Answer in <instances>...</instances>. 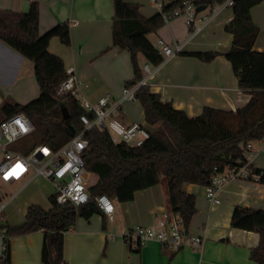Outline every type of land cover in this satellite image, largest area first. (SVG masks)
<instances>
[{
	"label": "crops",
	"instance_id": "0c3cea01",
	"mask_svg": "<svg viewBox=\"0 0 264 264\" xmlns=\"http://www.w3.org/2000/svg\"><path fill=\"white\" fill-rule=\"evenodd\" d=\"M32 1L39 4L40 35L58 25H69L70 45H65L56 36L50 41L49 51L58 55L66 68L75 67L87 99L96 102L107 93L118 97L126 86L125 82L132 79L135 73L129 51L113 46V0H0V9L26 12ZM126 1L139 4L137 0ZM172 1L163 0L165 4ZM149 2L151 7L147 10L143 4H139L140 12L146 18L160 13L154 3L151 0ZM214 5L197 12V25H203L204 18L208 22L196 34H193L186 18V26L180 30L176 24L178 16L148 34L149 40L159 51L160 39L172 47L183 44L180 53L169 57L160 51L163 60L158 64L149 63L138 53L143 78L151 75L148 84L151 91L159 93L164 101L172 102L175 108L184 110L191 117L199 115L205 106L236 110L250 100V93L239 87L231 62L223 54H218L209 62L184 54L194 51L224 53L230 48L233 35L225 27L234 17L233 9L230 6ZM256 8L257 5L251 9V15L254 23L259 26L255 20ZM199 36L206 38V42H196ZM254 48L264 51L262 45L255 44ZM145 65H148L150 72L145 71ZM35 82L33 62L0 39V93L3 95L0 96L3 99L0 103V122L8 117L2 110L5 103L23 104L39 95V86L35 88ZM63 109L66 110L65 107ZM117 115H120L119 120L123 123L122 130L134 126H141L146 131L154 130V126L145 121L144 110L138 100L125 101ZM144 137L145 134L140 139ZM252 145L248 163L264 173L262 144L256 140L252 141ZM32 149L19 152L28 153ZM2 158L3 153L0 161ZM33 179H24L8 186L16 188L15 193L18 194ZM186 191L196 197L197 211L188 230L204 237L200 249L185 247L176 251L158 241H151L135 249L125 242L124 232L136 226H151L163 212L173 211L167 177L160 176L154 184L133 190L131 198H125L123 194L113 198L112 217L103 212L89 218L79 217L76 224L64 234L65 261L68 264H256L250 255L260 242L259 233L233 227L231 218L237 206L264 210V180L229 181L219 190L218 203L208 198L205 185L190 183ZM40 204V200L31 201L25 215L30 206ZM25 215L20 222L7 224H20L25 220ZM43 239L42 230L11 235L9 264H43Z\"/></svg>",
	"mask_w": 264,
	"mask_h": 264
},
{
	"label": "trees",
	"instance_id": "16d2710c",
	"mask_svg": "<svg viewBox=\"0 0 264 264\" xmlns=\"http://www.w3.org/2000/svg\"><path fill=\"white\" fill-rule=\"evenodd\" d=\"M184 1L173 0L164 10L182 6ZM214 1L225 0H194L196 6L210 7ZM262 2L264 0H234V17L225 27L233 39L224 53L184 52L205 62L223 54L231 62L239 87L251 95L246 105L236 110L205 106L199 115L191 117L175 108L172 102L164 101L148 85L138 87L135 96L143 107L145 121L157 127L148 130V135L137 145L115 141L107 128L95 126L87 130L86 169L97 176L96 182L89 186L91 199L80 205L59 204L51 196L49 210L40 205L30 206L22 223L8 225L10 235L42 230V263L68 264L64 259V234L79 217L89 218L103 212L97 205L98 196L113 199L123 194L131 198L133 190L154 184L160 176L167 177L172 210L179 213L188 230L197 208L196 197L186 191V186L190 183L210 185L214 168L220 171L244 162L247 143L264 136V51L254 48L260 27L251 15V9ZM113 3V46L130 53L135 73L125 82L130 87L144 76L138 53L152 64L163 60L148 34L160 28L165 20L161 13L144 17L139 4L126 0H113ZM56 36L70 45L69 25H58L40 35L37 1H32L26 12L0 9V39L33 62L39 86V95L31 101L2 106L6 116L23 112L32 121L35 144L31 149L39 144L59 149L71 139L73 130L83 129L80 115L85 109L79 100L70 93L64 99L56 95L59 84L68 76L63 60L49 51L50 41ZM90 117L94 119V114L90 113ZM231 225L259 233L260 242L252 249L250 257L256 264H264V210L237 206Z\"/></svg>",
	"mask_w": 264,
	"mask_h": 264
},
{
	"label": "built area",
	"instance_id": "2783aa9c",
	"mask_svg": "<svg viewBox=\"0 0 264 264\" xmlns=\"http://www.w3.org/2000/svg\"><path fill=\"white\" fill-rule=\"evenodd\" d=\"M151 1L159 9L165 21L176 16H185L187 23L192 27L193 34L200 32L208 22L204 18L203 25H197V6L194 0H186L182 6L168 10H164L166 4L163 0ZM233 3L234 0H225L222 3L215 2L214 6L232 7ZM159 45L161 47L160 51L169 57L180 53L183 48V44H176L172 47L166 44L163 39L159 40ZM144 69L150 72L148 65H145ZM66 70L68 76L59 84L56 94L58 97L63 98L70 93L79 100L85 109L80 115L83 129L59 149H53L49 145L41 144L28 153H22L12 150L11 145L33 133L35 126L23 112L6 117L0 122V151H3V158L0 161V182L6 185H13L24 179L42 176L52 183L54 189L52 196L57 203L80 205L88 202L92 197L88 189L87 169L84 159V153L89 146V141L85 138L86 131L95 126L103 127L106 118L111 114H117L125 101H135L137 88L142 85H148L151 75L142 78L133 86H124L121 94L116 98L111 93H107L100 97L98 101L91 102L82 91L81 82L75 73V67L70 66ZM90 113L94 114V119L90 117ZM138 128L142 127L124 128L118 140L131 144L138 136ZM144 134L146 137L148 131ZM143 139H139L138 142L131 145H137ZM114 140L117 141L116 139ZM259 141L262 144L261 150L264 151V136ZM252 148V141H250L247 143L246 160L244 162L226 167L220 171L214 168L211 184L206 186L209 199L216 203L220 202L218 198L219 190L229 181L236 179L264 180V173L258 172L248 163L247 158L251 154ZM17 163L23 165V171L19 172L18 175H11L5 178L6 174ZM16 195L15 193L5 198L0 185V264H9L11 235L8 232V224L3 219L5 218L6 207ZM96 200L98 207L103 213L112 217L114 210L112 199L106 195H100ZM123 238L130 247L135 249H140L151 241H158L165 247L176 251L185 247L200 249L204 241L203 236L186 230L179 213L174 211L163 212L157 222L151 226H136L129 229L123 233Z\"/></svg>",
	"mask_w": 264,
	"mask_h": 264
},
{
	"label": "rangeland",
	"instance_id": "374dc122",
	"mask_svg": "<svg viewBox=\"0 0 264 264\" xmlns=\"http://www.w3.org/2000/svg\"><path fill=\"white\" fill-rule=\"evenodd\" d=\"M139 4H143V8L145 10L150 9L151 3L149 0H137ZM256 6V5H255ZM179 19L176 21L177 26L180 28H185L186 26V20L184 16H178ZM174 19H177V16L172 18L171 20L173 21ZM170 20V21H171ZM255 20L258 22L260 26V33L259 36L256 40L255 44L262 45L264 46V6L262 3L257 4L256 8V13H255ZM164 22L166 25L169 24V22ZM178 30V32H180ZM152 36L155 38V34L153 33ZM202 36H199L196 38V42L204 43L206 42V38H201ZM202 40V41H201ZM152 66V65H151ZM38 87L37 82H35V88ZM13 90V89H12ZM113 92V91H112ZM114 93V92H113ZM0 96L3 97V95L0 93ZM3 100V99H2ZM0 99V103L3 102ZM6 100H10V98H7ZM139 110L137 115L139 116ZM120 115L117 114H111L109 115L106 120H105V125L101 128H107L109 131L112 133V136L114 139L118 140L120 139V133L122 131V122L119 120ZM157 126H154V129ZM138 136L135 140L132 141L131 144H134L139 141L140 136L146 132L144 128H138L137 129ZM35 142L34 136L29 135L27 137H24L12 144V149L18 150V151H25L30 149ZM2 152H0V158L2 157ZM87 179L90 184L95 183L96 181V175L93 173H88L87 174ZM30 183V184H29ZM28 186L24 188L22 191H19V193L14 197V199L8 204V206L5 209V218L3 219L4 222H7L9 224H14L17 222H20L23 220L25 211L27 209L28 204L31 203V201L35 200H40V205H42L44 208L49 209L50 208V197L54 193V189L52 186V183L46 179L43 178L42 176H39L35 179H33L31 182H29ZM0 185L2 187V191L4 193V197L8 198L10 195L15 193L16 188L10 187L8 185H4L2 182H0Z\"/></svg>",
	"mask_w": 264,
	"mask_h": 264
},
{
	"label": "snow or ice",
	"instance_id": "6c2138e0",
	"mask_svg": "<svg viewBox=\"0 0 264 264\" xmlns=\"http://www.w3.org/2000/svg\"><path fill=\"white\" fill-rule=\"evenodd\" d=\"M23 171V165L20 163H17L7 174L5 178H8V176L11 175H18L19 172Z\"/></svg>",
	"mask_w": 264,
	"mask_h": 264
},
{
	"label": "water",
	"instance_id": "95a60500",
	"mask_svg": "<svg viewBox=\"0 0 264 264\" xmlns=\"http://www.w3.org/2000/svg\"><path fill=\"white\" fill-rule=\"evenodd\" d=\"M204 8H206V5H200V6H198L197 8H196V11L197 12H200L201 10H203ZM66 112V110L64 109V113ZM75 134V131L73 130L72 132H71V136H73Z\"/></svg>",
	"mask_w": 264,
	"mask_h": 264
}]
</instances>
